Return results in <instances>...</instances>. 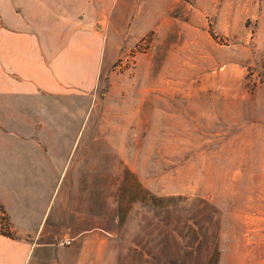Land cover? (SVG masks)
<instances>
[{
  "label": "rangeland",
  "instance_id": "obj_1",
  "mask_svg": "<svg viewBox=\"0 0 264 264\" xmlns=\"http://www.w3.org/2000/svg\"><path fill=\"white\" fill-rule=\"evenodd\" d=\"M120 1L93 90L57 98L58 188L93 191L57 264H264V0Z\"/></svg>",
  "mask_w": 264,
  "mask_h": 264
},
{
  "label": "crops",
  "instance_id": "obj_2",
  "mask_svg": "<svg viewBox=\"0 0 264 264\" xmlns=\"http://www.w3.org/2000/svg\"><path fill=\"white\" fill-rule=\"evenodd\" d=\"M121 5L120 0H0V121H5L4 131L0 127V182L6 188L0 204L13 233L0 235V264H42L48 252L57 264V242L66 236L67 218L79 223L85 213V222H91V182L83 185L86 194L77 193L74 181L64 192L58 188L66 155L64 146H54L66 135L56 129L70 120L56 118L55 111L58 97L93 90L102 32L109 30ZM3 103L9 105L7 112ZM6 135L16 142L6 146ZM3 148L12 150L13 158ZM59 194L49 219L51 200Z\"/></svg>",
  "mask_w": 264,
  "mask_h": 264
},
{
  "label": "trees",
  "instance_id": "obj_3",
  "mask_svg": "<svg viewBox=\"0 0 264 264\" xmlns=\"http://www.w3.org/2000/svg\"><path fill=\"white\" fill-rule=\"evenodd\" d=\"M0 235L6 237H12L11 224L8 219V215L2 205L0 204Z\"/></svg>",
  "mask_w": 264,
  "mask_h": 264
},
{
  "label": "built area",
  "instance_id": "obj_4",
  "mask_svg": "<svg viewBox=\"0 0 264 264\" xmlns=\"http://www.w3.org/2000/svg\"><path fill=\"white\" fill-rule=\"evenodd\" d=\"M70 244V241L69 240H65L62 242V245H69Z\"/></svg>",
  "mask_w": 264,
  "mask_h": 264
}]
</instances>
